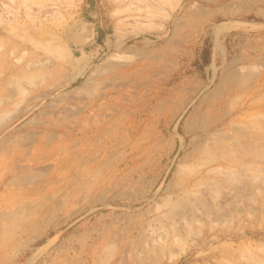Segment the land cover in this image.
Masks as SVG:
<instances>
[{
	"label": "rangeland",
	"instance_id": "1",
	"mask_svg": "<svg viewBox=\"0 0 264 264\" xmlns=\"http://www.w3.org/2000/svg\"><path fill=\"white\" fill-rule=\"evenodd\" d=\"M0 264H264V0H0Z\"/></svg>",
	"mask_w": 264,
	"mask_h": 264
}]
</instances>
